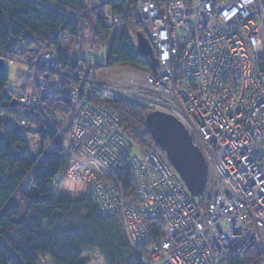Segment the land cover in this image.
<instances>
[{"label":"built area","instance_id":"1","mask_svg":"<svg viewBox=\"0 0 264 264\" xmlns=\"http://www.w3.org/2000/svg\"><path fill=\"white\" fill-rule=\"evenodd\" d=\"M137 17L157 58L142 83L108 84L83 69L59 75L71 40L61 29L22 59L31 75L13 90L16 106L40 107L48 120L53 112L42 96L62 89L59 76L80 81L70 84L79 103L74 119L63 120L67 130L56 128L69 163L55 188L91 191L106 216L120 217L142 264H230L249 243L264 264V0H138ZM100 98L165 111L186 126L207 161V208L162 149L131 138ZM18 119L27 125V117ZM28 139L42 148L36 129ZM125 162L136 202L118 177Z\"/></svg>","mask_w":264,"mask_h":264},{"label":"trees","instance_id":"2","mask_svg":"<svg viewBox=\"0 0 264 264\" xmlns=\"http://www.w3.org/2000/svg\"><path fill=\"white\" fill-rule=\"evenodd\" d=\"M47 1L63 11L36 0H0V57L11 63L22 60L34 45L45 44L61 29L71 39L61 52L62 70L69 66L92 72L104 66H133L149 71L156 68L155 55L153 66L152 58L142 55L138 48L139 36L151 45L137 17L138 0H99V6L95 0ZM117 13L119 22L115 21ZM136 24L139 28L133 29L135 39L131 30ZM78 41L94 43L98 53L90 58L79 54L74 50ZM101 49L105 50L101 55L106 57L105 65L91 61ZM182 72L180 59L177 75ZM59 77L62 89L42 96L44 110L54 114H49L48 120L40 107L12 104L14 91L7 87L10 76L5 67L0 69V264H47V257L56 264H86V255L95 252L100 253L106 264H142L120 217L106 216L89 190L69 193L65 188L56 189L53 184L69 163L65 142L56 128L68 129L70 124L66 126L63 120H73L79 104L74 100L70 84L78 85L80 81L64 75ZM81 89L83 94L87 93V85ZM97 101L112 108L126 133L140 145L159 147L145 120L151 109L129 102L102 98ZM18 116L27 117V125L21 124ZM34 129L44 142L37 154L29 148L28 134ZM117 173L128 199L136 202L129 163L125 162ZM29 176L36 193L22 194L26 216L20 219L21 209L12 201ZM199 201L207 208L206 191ZM157 223L159 227L163 225ZM230 264H263V260L255 244L249 243Z\"/></svg>","mask_w":264,"mask_h":264},{"label":"water","instance_id":"3","mask_svg":"<svg viewBox=\"0 0 264 264\" xmlns=\"http://www.w3.org/2000/svg\"><path fill=\"white\" fill-rule=\"evenodd\" d=\"M138 48L142 50V55L152 58L155 66L152 46L142 36L138 38ZM0 69H4L2 58ZM14 104L16 105V102ZM145 120L153 140L166 153L191 195L202 197L206 191L208 165L202 150L195 144L186 126L173 114L161 110L150 111Z\"/></svg>","mask_w":264,"mask_h":264},{"label":"rangeland","instance_id":"4","mask_svg":"<svg viewBox=\"0 0 264 264\" xmlns=\"http://www.w3.org/2000/svg\"><path fill=\"white\" fill-rule=\"evenodd\" d=\"M36 1L42 2L43 4H46L50 7H55L56 10L63 11L61 9V7L54 6V4H52L51 2H49L47 0H36ZM99 3H100V1L98 2V4ZM66 13L68 15H71V13H69V12H66ZM135 27L139 28V24H136L131 30V32H133L134 38L136 39L137 35L133 31V29ZM70 41H68L67 43H70ZM45 44H38V45L43 46ZM94 48H95V46H94V43H92V42L86 43L83 41V44L81 42L80 48L79 47L77 48L76 44L74 45V50L78 49L77 50L78 53L79 54L82 53L87 58H90L91 53H95V54L98 53L99 48H97V46H96V49H94ZM104 52H105V50L103 51V49H101L99 51L98 57L91 59V61L93 63H99L101 65H105L106 57L105 56L101 57V55H103ZM27 55L29 56V54H27ZM28 56H26V57H28ZM0 58H2V57H0ZM2 59H4V58H2ZM6 60L7 61L5 62V68L7 69V73L10 76V81H9L7 87L9 90H17V89L23 87L25 85V83H28L30 81V78H29V76L31 75L30 64H29V62L21 60V59H17L15 62H12V63L10 61H8L7 58H6ZM4 61H5V59H4ZM61 70H62V68H61ZM74 70L75 69L68 67V68H65L64 70H62L63 72H61L59 75L71 74L72 71H74ZM93 73H94V80L99 79V81L102 80L103 82H107L108 84L122 83V85L125 86L126 83L132 84L133 82L134 83L144 82L145 76L148 73H150V71L148 69H141V68H136L133 66L132 67H123V68H120L119 66L111 67V68L104 66V67H101L98 71H93ZM76 78H79V77H76ZM14 102H17L16 97H15V93H14V100L12 101V104ZM29 148H30L31 152L34 154H37L40 151V150L37 151L38 150L37 145L35 144V142H33V140H32L31 147H29ZM76 191H82V189L76 188L75 186H72V185H70V187L67 189V192H70V193H74ZM23 193H29V194L36 193V189L34 188V186L32 184L31 176H29L26 179V181L22 184L20 190L17 192V194L15 195V197L12 201L15 205H17L21 209L20 219H23L26 216L24 204L21 200V198H22L21 196ZM86 259H87L86 264H106L104 258L100 255L99 252H95V253L86 255ZM46 262H47V264H56L51 257H47Z\"/></svg>","mask_w":264,"mask_h":264},{"label":"crops","instance_id":"5","mask_svg":"<svg viewBox=\"0 0 264 264\" xmlns=\"http://www.w3.org/2000/svg\"><path fill=\"white\" fill-rule=\"evenodd\" d=\"M4 66H5V61H4ZM120 68H123V67H132V66H119ZM70 193V192H69Z\"/></svg>","mask_w":264,"mask_h":264},{"label":"bare ground","instance_id":"6","mask_svg":"<svg viewBox=\"0 0 264 264\" xmlns=\"http://www.w3.org/2000/svg\"><path fill=\"white\" fill-rule=\"evenodd\" d=\"M177 69H178V66H177ZM176 75H177V71H176ZM178 76V75H177ZM148 108V107H147Z\"/></svg>","mask_w":264,"mask_h":264}]
</instances>
